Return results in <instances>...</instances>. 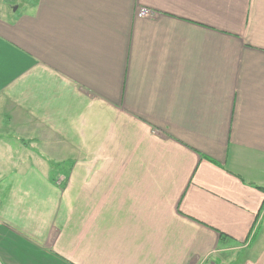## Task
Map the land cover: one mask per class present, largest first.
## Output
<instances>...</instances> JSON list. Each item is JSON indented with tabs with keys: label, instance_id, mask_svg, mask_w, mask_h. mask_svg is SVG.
Here are the masks:
<instances>
[{
	"label": "crops",
	"instance_id": "crops-1",
	"mask_svg": "<svg viewBox=\"0 0 264 264\" xmlns=\"http://www.w3.org/2000/svg\"><path fill=\"white\" fill-rule=\"evenodd\" d=\"M25 6L0 15L8 264H264V0Z\"/></svg>",
	"mask_w": 264,
	"mask_h": 264
},
{
	"label": "rangeland",
	"instance_id": "rangeland-1",
	"mask_svg": "<svg viewBox=\"0 0 264 264\" xmlns=\"http://www.w3.org/2000/svg\"><path fill=\"white\" fill-rule=\"evenodd\" d=\"M29 0H0V15L2 14V11H6V12H11L13 10H17L20 9L21 11L26 7L25 3L28 2ZM36 153L38 155H41L38 151H36ZM49 159H56L55 156H48ZM32 159L33 161H35V159H37L36 155H32ZM56 161H60L59 159H57ZM68 162V161H67ZM66 165V164H65ZM58 167H63L64 165L60 166L57 165ZM42 170L44 171V169L42 168ZM57 172V171H54ZM11 247V246H9ZM13 249H11L10 251V258L14 261L17 262L19 264H71L69 262H62V260L60 258L57 257H47L45 259H41L39 258V255H37L36 253H34V251L32 252H23L21 250H17V252L13 254ZM26 249V248H25ZM27 250V249H26ZM31 251V250H30ZM4 251H0V264H8V262L4 259Z\"/></svg>",
	"mask_w": 264,
	"mask_h": 264
},
{
	"label": "built area",
	"instance_id": "built-area-1",
	"mask_svg": "<svg viewBox=\"0 0 264 264\" xmlns=\"http://www.w3.org/2000/svg\"><path fill=\"white\" fill-rule=\"evenodd\" d=\"M202 264H224V262L205 260Z\"/></svg>",
	"mask_w": 264,
	"mask_h": 264
},
{
	"label": "trees",
	"instance_id": "trees-1",
	"mask_svg": "<svg viewBox=\"0 0 264 264\" xmlns=\"http://www.w3.org/2000/svg\"><path fill=\"white\" fill-rule=\"evenodd\" d=\"M57 165L62 166L61 164L52 165L53 171H60V170H62V167H58Z\"/></svg>",
	"mask_w": 264,
	"mask_h": 264
}]
</instances>
